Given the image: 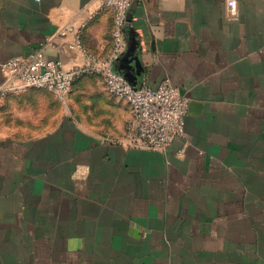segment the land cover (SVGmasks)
Segmentation results:
<instances>
[{"label":"crops","instance_id":"0c3cea01","mask_svg":"<svg viewBox=\"0 0 264 264\" xmlns=\"http://www.w3.org/2000/svg\"><path fill=\"white\" fill-rule=\"evenodd\" d=\"M237 3L128 10L113 68L189 98L165 150L125 143L129 104L99 74L65 102L36 87L0 97V264H264V0ZM113 23L102 0H0V83L2 62L33 51L68 69L105 56Z\"/></svg>","mask_w":264,"mask_h":264},{"label":"built area","instance_id":"2783aa9c","mask_svg":"<svg viewBox=\"0 0 264 264\" xmlns=\"http://www.w3.org/2000/svg\"><path fill=\"white\" fill-rule=\"evenodd\" d=\"M103 5L114 10L112 29L113 45L108 53L99 57L89 54L83 65L66 68L60 59H50L41 51L27 56L12 57L1 63L3 80L0 97L10 92L24 91L30 87L49 89L66 100L75 81L84 75L99 74L109 93L127 100L131 117L126 124L125 143L129 146L165 150L185 134L189 98L182 88L170 79L157 85L143 83L134 87L126 76L113 68V61L126 50L128 10L133 0H102ZM230 11L238 14L237 0H229ZM65 26L63 34L73 31ZM76 44L82 47L80 31Z\"/></svg>","mask_w":264,"mask_h":264},{"label":"water","instance_id":"95a60500","mask_svg":"<svg viewBox=\"0 0 264 264\" xmlns=\"http://www.w3.org/2000/svg\"><path fill=\"white\" fill-rule=\"evenodd\" d=\"M133 64H134L133 72L137 73V75H136L137 78L136 79H137V81H139V78L141 77V74L143 72V65H142V63H141V61L139 59H136L133 62ZM124 74L131 80V83H132V85L134 87L141 86V85H138V83L134 79L129 77V76H131V74L129 72H127V73L125 72Z\"/></svg>","mask_w":264,"mask_h":264},{"label":"rangeland","instance_id":"374dc122","mask_svg":"<svg viewBox=\"0 0 264 264\" xmlns=\"http://www.w3.org/2000/svg\"><path fill=\"white\" fill-rule=\"evenodd\" d=\"M38 89H41V90H47V89H42V88H38ZM60 100H62V99H60ZM62 101H64V102H65V100H62Z\"/></svg>","mask_w":264,"mask_h":264}]
</instances>
